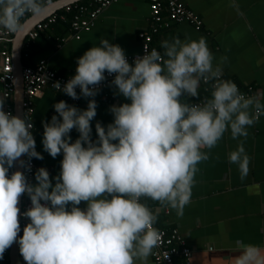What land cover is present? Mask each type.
<instances>
[{"label":"clouds","instance_id":"obj_1","mask_svg":"<svg viewBox=\"0 0 264 264\" xmlns=\"http://www.w3.org/2000/svg\"><path fill=\"white\" fill-rule=\"evenodd\" d=\"M45 7V0H0V31L17 33ZM159 48H145L130 63L119 44L101 37L77 58L75 74L53 87L85 98L87 107L53 105L55 114L42 121V145L53 159L62 154L60 168L51 176L39 167L35 182L26 173L33 158L44 157L31 116L6 111L7 96L0 95V259L18 243L26 264H149L161 240V212L183 217L199 165L226 133L237 141L228 162L246 179L251 158L244 145L264 116V91L245 94L226 78L228 57L217 59L204 36L173 35ZM108 76L125 102L110 105L112 121L97 120L93 138L95 97ZM24 195L31 203L21 212ZM20 216L27 220L22 235ZM236 250L232 264H264L260 246L239 240Z\"/></svg>","mask_w":264,"mask_h":264},{"label":"crops","instance_id":"obj_2","mask_svg":"<svg viewBox=\"0 0 264 264\" xmlns=\"http://www.w3.org/2000/svg\"><path fill=\"white\" fill-rule=\"evenodd\" d=\"M53 1L46 3V6ZM183 1L201 19V27L195 29L187 22L163 25L153 35L152 42L157 50H160L161 40L173 35L181 38L186 33L192 38L204 36L217 59L228 57L224 65L226 78L235 81L240 88L246 84L253 86L252 93L264 91V0ZM65 2L49 14L62 11ZM66 13L64 18L56 20L36 37L30 39L26 33L22 48H25V41L30 42V57L27 58L30 66L44 60L55 72L72 76L76 71L77 58L93 44L99 45L101 37L119 44L126 55L138 53L140 39L137 33L147 29L150 24L148 0H112L87 30H79L78 38L71 24L64 22ZM49 14L39 17L33 26ZM165 22L169 20L165 19L163 24ZM13 35L0 36V49H7L10 54ZM1 65L0 57V70ZM104 91L100 90L95 97L98 106L97 116L91 122L93 138L97 120L105 125L112 121L110 105L125 102L123 97L113 94L111 87L106 90L109 93L107 96H104ZM205 95L207 93L202 85L201 96ZM60 100H63V94L47 87L35 97L32 114L36 149L44 157L43 160L34 158L36 169L45 167L51 176L59 172L62 154L53 159L44 151L42 121H50L55 114L53 105ZM64 101L81 109L87 107V100L83 97L77 101ZM8 102L13 110L12 97ZM70 135L74 141L79 134L73 129ZM236 146L237 141L226 133L217 147L212 149L211 158L199 165L200 172L196 176L191 203L185 207L183 217L177 218L174 211H162L155 225L164 230H178L191 248V264H232L238 255L236 242L239 240L264 249V116L249 129L245 141V150L251 159L249 174L243 181L237 166L228 162V153ZM145 203L156 207L150 200ZM84 206L82 202L80 207ZM149 264H153L151 257Z\"/></svg>","mask_w":264,"mask_h":264},{"label":"built area","instance_id":"obj_3","mask_svg":"<svg viewBox=\"0 0 264 264\" xmlns=\"http://www.w3.org/2000/svg\"><path fill=\"white\" fill-rule=\"evenodd\" d=\"M51 0H45V3H48ZM78 0L69 2L64 5L62 11H56L50 13L48 16L44 17L42 20L37 21L35 25L27 32L28 38L32 39L36 37L39 32L48 28L51 24H53L56 20L64 18V12H73L76 9L75 13H72L71 26L73 28L74 35L76 38L79 37V30L84 29L87 30L90 25L93 23L97 15L108 6L112 0H94L95 8L91 10H84L82 5L76 3ZM148 8L150 15V24L147 29H142L137 33L138 38L140 39V51L138 53L126 55L129 62L133 61V58L136 55H143L144 49L147 48L151 50L152 48H156L153 43V35L158 32V30L163 27V25H167L170 22H187L193 25L195 29H199L201 27V19L190 10L185 4L183 0H148ZM84 13V15L82 14ZM169 20V22H163ZM12 34L5 33L0 31V36H10ZM0 57L2 59V65L0 70V83L2 86V95L7 96L5 102V110L11 111L13 114V110L11 107V103L8 102V99L12 97L13 89H14V77H13V69L11 64V54L7 51V49H0ZM22 82H23V114L28 113L31 116L34 110V99L37 97L42 90L45 88H51L55 91H58L55 87H53L54 83L59 81L61 87H63L64 83L71 76H65L59 74L49 68L44 60H39L33 66H24L21 71ZM107 75V74H106ZM113 79V77L108 76L106 81L101 85L100 90H105V95L107 96L109 93H106L108 86V81ZM239 87V86H238ZM240 88V87H239ZM242 92L245 94H252L254 91L253 86L246 84L244 88H240ZM61 92V91H58ZM79 93V89H77ZM63 94V100L68 101H77L73 100L71 97L67 96L65 93ZM33 132V129H32ZM32 171L26 173L29 180L34 181V173L36 169V164L34 158L31 161ZM14 169L10 170L13 171ZM9 173V174H10ZM21 212L25 211L28 207H30V199L27 195L21 197ZM21 223V233L25 223H27L26 218L20 216ZM161 233V240L159 246L154 249L153 255L151 256V260L153 264H191V248L186 244L182 235L178 232L176 228H172L170 230H164L161 228H157ZM9 251L8 248L3 258L0 259V264H10L9 263ZM17 264H26L23 260V257L19 252V245L17 248Z\"/></svg>","mask_w":264,"mask_h":264},{"label":"water","instance_id":"obj_4","mask_svg":"<svg viewBox=\"0 0 264 264\" xmlns=\"http://www.w3.org/2000/svg\"><path fill=\"white\" fill-rule=\"evenodd\" d=\"M66 1V2H65ZM75 0H55L51 2L49 5H47L44 10L36 15V16H30L28 17L22 24L23 27L13 35L12 39V45L13 48L11 50V64L13 69V77H14V89L12 93V100H13V115H23V107H22V100H23V82H22V75L21 71L24 67V64L21 60V50L22 45L25 40L26 33L32 28L33 23L35 20H37L39 17H42L45 13L52 12L56 9L57 6L61 5L63 2L69 3ZM63 4V5H64ZM18 167V165H17ZM15 170V169H14ZM21 198L19 202V207L21 210ZM20 219V217H19ZM17 248L18 243H14L10 247L9 251V263L10 264H17L18 263V257H17Z\"/></svg>","mask_w":264,"mask_h":264},{"label":"trees","instance_id":"obj_5","mask_svg":"<svg viewBox=\"0 0 264 264\" xmlns=\"http://www.w3.org/2000/svg\"><path fill=\"white\" fill-rule=\"evenodd\" d=\"M94 2H95L94 0H78L76 3H78L79 5H82L83 7L85 6L83 11L86 12V10H91V9L95 8L96 4ZM76 9H74L73 12L66 13V15H65V19L66 20L64 21L65 23H67V24L70 23L71 24V19H72V16H73L72 13H75ZM82 14H84V13L82 12ZM58 22H62V21H58ZM30 45H31L30 42H28V41L26 42L25 41V48H22V50H21L22 60H23V63H24L25 66L29 65V63H30L29 59H27V58L30 57V53H29ZM156 228H158V227H156Z\"/></svg>","mask_w":264,"mask_h":264}]
</instances>
